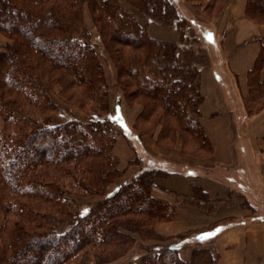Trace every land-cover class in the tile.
Masks as SVG:
<instances>
[{
  "label": "trees",
  "instance_id": "1",
  "mask_svg": "<svg viewBox=\"0 0 264 264\" xmlns=\"http://www.w3.org/2000/svg\"><path fill=\"white\" fill-rule=\"evenodd\" d=\"M225 1H208L207 14L211 12L212 16L214 6ZM122 2L0 0V33L13 40L5 45V51H0V115L4 121L0 129V264H69L86 247L112 244L119 248L130 241L127 232L138 228L143 233L154 231L153 226L146 227L148 220L172 219L179 204L202 205L209 210L210 200L204 192L194 200L177 194H171L173 200L154 197L153 177L169 174L157 168L139 169L130 178L113 184L122 170L113 153L117 134L108 129L116 127L124 133L122 106L118 114L114 108L105 114L92 112L88 130L74 118L52 121L40 115L46 108H53L43 82L46 75L52 79L62 77L65 85L73 83L83 95L101 100L102 71L94 44L81 22L82 5L86 3L98 23V40L117 63L121 61L118 71L130 77L138 95L164 110L170 116L165 119L167 123L194 140V151H210L199 122L203 99L199 75L205 63V58H199L202 52L191 49L192 42L184 34L178 43L153 39ZM128 3L148 17V24L179 29L186 21L177 13L176 1L175 5L169 0ZM245 11L264 22V0H247ZM121 45L140 51L127 56L124 67ZM263 63L264 49L250 78V95L245 103L248 111L264 104V80H256L255 76ZM40 64L47 68L44 75L36 72ZM194 65L199 67L194 69ZM69 181L82 192L97 189L100 184L102 201L69 212L73 202L62 189ZM195 191L197 188L194 195ZM27 199L37 204L30 218L29 205L24 204ZM42 205L55 213L41 214L38 208H44ZM214 232L212 227L195 233L199 247L187 261L178 254L187 237L164 245L167 240L155 233L162 244L149 246L141 264H214L218 255L215 248L203 244L212 241Z\"/></svg>",
  "mask_w": 264,
  "mask_h": 264
},
{
  "label": "crops",
  "instance_id": "2",
  "mask_svg": "<svg viewBox=\"0 0 264 264\" xmlns=\"http://www.w3.org/2000/svg\"><path fill=\"white\" fill-rule=\"evenodd\" d=\"M175 1L181 16L211 31L207 63L199 76V122L210 151L192 152L179 139L171 148H161L158 129L151 135L135 134L122 109L125 131L113 147L117 166L125 171L135 160L144 168L168 172L153 177L151 193L156 198L170 200L177 194L194 200L204 192L210 200L208 211L202 205H177L171 220L156 224L157 234L188 233L184 243H195L197 231L214 227L212 241L203 243L215 248L214 264H264V104L254 111L245 107L252 71L264 49V22L246 13L247 0H226L203 19L189 12L185 0ZM149 33L172 42L178 37L174 30L156 26ZM255 76L264 80V63ZM184 243L178 251L187 261L190 253L181 251Z\"/></svg>",
  "mask_w": 264,
  "mask_h": 264
},
{
  "label": "rangeland",
  "instance_id": "3",
  "mask_svg": "<svg viewBox=\"0 0 264 264\" xmlns=\"http://www.w3.org/2000/svg\"><path fill=\"white\" fill-rule=\"evenodd\" d=\"M169 1L173 4L175 3V0ZM184 2L189 8V12H191L193 15L198 16L201 19L206 17L207 11H205V7L207 6L208 1L198 2L196 0H185ZM122 3L125 9L134 16L137 22L146 27V31L148 33L149 30H151V28L154 26L157 28L162 27L174 30L178 33V37L173 43L180 42L181 34H184L187 40L192 42L190 43V45H192L191 49L193 48L195 51L196 49L201 51L202 53H199V58H205V64L207 63L208 49L206 45L209 41L208 36H211V31H209L206 27L201 26L199 23H195L194 19L191 21L192 23H190V19L188 20L186 18L185 23H182L181 28L179 29L173 25H165L160 23L148 24V17L144 16L138 9L131 6L128 3V0H123ZM175 7H177V5ZM176 10L178 13V8H176ZM210 13L208 16H211ZM169 21L170 20L167 22ZM81 22L87 30L89 38L94 44V48L97 53L96 59L102 71L103 86H101L100 89L103 94L101 100L98 101L95 97H90V95L87 93V95L85 93L83 95L80 88L73 83L70 86L67 84L65 85V80L62 77L52 79L47 78L48 75H46L43 82L46 84V94L51 100L53 108H46L44 112L40 114L42 119L46 118L52 121H60L67 117L74 118L84 126V130H88L86 125L92 123L90 122L92 112L105 114L108 111L112 112V108H114V111H116L118 114V111L120 112V108L122 106L123 112L126 114L128 120L132 123L133 132L135 134L141 136L151 135L156 131V129H158V136L160 137L159 145L161 148H171V143L179 139L187 149H190L192 152H197V150L194 151L196 144L194 140L177 127L174 128L172 125L168 124L165 119H169L170 116H166L167 113H165V111L162 110L158 105H155L152 100L138 95V92L135 91L134 83L130 77H127L124 71H118V66L121 68L122 63L121 61L120 63H117L115 61L116 57H113V54L109 53L103 46L102 42L98 40V23L94 21V16L86 3H83L82 5ZM153 39L168 41L164 39ZM0 40L2 41V44L0 43V51H5V45L10 44L13 41L10 37L2 33H0ZM137 50L138 49L133 50L132 48L125 45H121L119 47L120 58L123 62V67L127 56L139 54L140 51ZM197 66L199 67V65H194V69H196ZM44 68V65L40 64V71L39 69H36V72H40V74L44 75L47 70V68ZM112 116L116 117V115ZM92 126L95 127L96 125L92 124ZM3 127L4 121L0 115V129H3ZM108 131L114 135L117 134V137L123 135L118 131V129H116V127L108 129ZM75 137L78 138L79 135L77 134ZM131 167L132 170L134 169L133 172H137L139 169L144 168L141 165V162L137 163L136 161L130 162V169ZM130 169H126L125 171L122 170L119 175H116V177H114L113 184L121 182L128 175L133 173ZM62 189L66 197H68L73 202V204L69 205L70 208L68 209V211L71 213H73L75 211L74 209L76 208L80 210V208L84 205L94 206L102 201L103 188L100 186V184L97 185V189H90L89 191L82 192L78 190V188L74 185V182L69 181L64 182ZM169 199L173 200L170 197ZM34 203L36 202L33 200L28 201V199L26 202H24L25 206L29 205L28 218H30L32 214L31 210L33 212L37 210L34 208L37 206V204ZM42 206H44V208H38L41 214L51 215L54 212V209H49V206ZM177 207L178 206H175L174 211ZM144 218L145 217H142V219L145 221L146 218ZM155 220V218H150L146 223V227L151 228L153 226L154 231L150 230L147 233H143L140 228H138L136 232H127V234L129 233L131 235L130 241H128V243L126 242L119 248L117 246H113L112 244L86 247L80 251L76 258L73 259V261L69 264H126L128 262L141 264L142 258L148 253L147 251L149 250V246L154 244H162L158 241V238L155 235L156 224L163 221H169ZM188 235V233H182L178 234L177 236H162V238L166 239L167 241H177L180 238L186 237ZM163 244L166 245L168 243L163 242ZM197 247H199V245L196 243H184L181 247V251L190 253L191 256L192 251ZM136 257H138V259Z\"/></svg>",
  "mask_w": 264,
  "mask_h": 264
},
{
  "label": "snow or ice",
  "instance_id": "4",
  "mask_svg": "<svg viewBox=\"0 0 264 264\" xmlns=\"http://www.w3.org/2000/svg\"><path fill=\"white\" fill-rule=\"evenodd\" d=\"M207 235H212V234H207Z\"/></svg>",
  "mask_w": 264,
  "mask_h": 264
}]
</instances>
